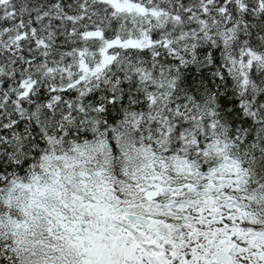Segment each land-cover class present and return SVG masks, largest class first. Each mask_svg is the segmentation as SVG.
Segmentation results:
<instances>
[{
    "label": "snow or ice",
    "instance_id": "obj_1",
    "mask_svg": "<svg viewBox=\"0 0 264 264\" xmlns=\"http://www.w3.org/2000/svg\"><path fill=\"white\" fill-rule=\"evenodd\" d=\"M0 264H264V0H0Z\"/></svg>",
    "mask_w": 264,
    "mask_h": 264
}]
</instances>
